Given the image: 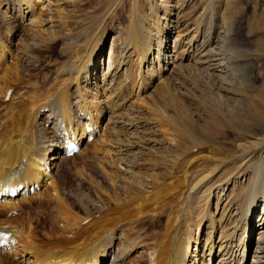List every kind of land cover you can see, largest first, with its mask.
<instances>
[{
    "label": "bare ground",
    "instance_id": "1",
    "mask_svg": "<svg viewBox=\"0 0 264 264\" xmlns=\"http://www.w3.org/2000/svg\"><path fill=\"white\" fill-rule=\"evenodd\" d=\"M39 2L0 0V264L8 257L16 264H149L150 258L152 264H264V207L262 215L252 219L259 202L264 204V187L257 192V180L235 213L230 196L224 193L230 182H239L235 175L225 180L224 187L218 185L215 193L212 182L219 173L212 171H173L165 173L164 181L151 174L102 173L107 195L96 200L94 187L77 195L63 185L58 173L70 159L69 142L80 145L91 138L95 153L109 155L112 152L104 148L116 143L113 159L122 169L120 164L133 145L146 147L138 142V132L116 142L115 130L120 134V126L146 125L140 108L134 103L128 106L131 96L136 89L141 101L156 93L160 96L171 78L187 67V60L193 62L197 75L208 73L225 91V82L238 73L233 68L241 70L247 62L253 63L236 58L239 51H253L237 37L234 15L239 2L228 0L220 23L212 5L200 7L198 2L189 18L182 5L173 47L169 38L174 31L168 21L151 33L136 15L123 34L113 35L108 49L105 40L112 29L108 27L84 39L82 46L65 41L60 33L45 37L41 27L47 23L49 7H43L45 0ZM151 13L157 20L165 18ZM183 22L186 27H181ZM56 51L62 58L57 64ZM103 56L101 80L98 66ZM38 72H43V81L35 76ZM167 72L173 73L170 79ZM107 114L110 122L100 141L102 118ZM247 144L250 160L264 149V136ZM176 160L182 161L181 156ZM213 195L217 196L215 211ZM70 197L82 202L84 216L72 214ZM26 203L36 205L28 210ZM39 206L46 207L43 215L50 224H45L43 215L34 220L33 210ZM42 222L44 240L36 226ZM257 229L259 236L252 240ZM253 241L258 244L254 251ZM137 250L140 254L132 257Z\"/></svg>",
    "mask_w": 264,
    "mask_h": 264
},
{
    "label": "rangeland",
    "instance_id": "2",
    "mask_svg": "<svg viewBox=\"0 0 264 264\" xmlns=\"http://www.w3.org/2000/svg\"><path fill=\"white\" fill-rule=\"evenodd\" d=\"M138 1L135 3V0H45V5H42L46 9L49 7L46 10L49 16H45L47 23L41 27L44 32L43 35L49 37L60 33L59 36H62L65 41H74V45L82 46L85 43L84 39L86 41L100 29L108 27L112 28L109 29L110 32L105 40L108 49L111 47L113 35L116 32L123 34L124 26L128 23H133L134 16L138 15V17L140 16V23L144 24L145 29L151 33L157 30L156 28L159 25L164 26L168 21L171 24L170 28L174 31L169 38V40H172L169 44L173 47L178 30V14L180 8L183 7L182 5H184V10H188L186 18L192 15V10L196 9L195 5L198 2L200 7L212 5L214 9L216 8L215 11L220 14L217 20L219 23L222 19V12L228 6V0H179L178 3H176L178 0H154V3L152 0ZM237 1L239 5L236 9V16L234 15L237 23V37L245 45H250L253 51L248 52L245 49L239 51L236 58L242 61H252L253 63L249 64L247 62L245 69L240 70L237 66L233 68L238 73H236L235 77H231V80H227L228 82L231 81L230 83L225 82V86L227 85L226 87L229 89L222 91L220 85L208 78V73L197 75L192 67L194 66L193 62L188 60L185 61L187 67L183 69L184 71L182 70L183 73L182 71L179 72L175 78L172 77L173 73H166L170 75L169 79L172 78L168 87L163 90L164 92L160 96L156 93L154 96L148 97L147 100L141 101V97L138 96L139 89H136L135 94L130 98L128 106L134 103V107L140 108L141 112L138 114L142 115L146 125L143 124V128H140L138 123H136L138 124L136 125L137 127L132 126V128H130L131 125L120 126V134L115 130V136L118 135L115 138L116 142L122 138L130 139L135 132H138V136H141L138 142L146 146L145 148L148 150L138 145H133L130 149L131 151L129 150L130 154L120 164V167L122 166V169H120L116 166L117 162L113 159L116 155V148L114 147L116 143L113 146L104 148L112 152L107 155V153H102L99 150L95 153L92 141L86 139L80 145L79 150L74 155L69 156L70 159L65 166L62 164L60 171H58V173H61L60 180L65 187L73 188L74 193L77 195H85L88 187H94L96 192L95 194L93 193V197L97 200L98 196L105 198L107 195L106 183L103 182L104 174L102 173H136L139 177L151 174L158 176L164 181L165 173H172L173 171L174 173H179V171L183 173L184 169L187 173H210L209 171H212L211 173H219L212 182L215 193L219 192V189L216 188L218 185L224 187L225 180L228 177L234 175L237 177L236 180L239 182L236 185L235 181L230 182L224 191L227 196H230L231 207L233 206L232 209L235 213L245 203L248 189L255 180H257L256 191L261 192L264 187V149L248 160L249 152L246 148L248 142L264 136V0ZM36 2L38 3L39 0H36ZM40 2L43 3L42 1ZM40 2L39 4H41ZM174 5L179 8H175ZM152 11L156 12L161 18H165L157 20L155 15L151 13ZM29 18L25 19V24L29 22ZM65 21H68V24ZM181 24V27L187 26V22ZM58 54V51L53 52L54 60L57 58L56 64L62 59ZM103 59H105L104 56L100 59V66H98V75H100L101 80L105 67L102 63ZM109 62L110 58L107 57L106 70ZM150 62L151 59L143 65V70L148 69L147 66ZM173 65L175 63L171 65L170 71L175 67ZM51 69L53 70L54 68ZM42 74L43 72H38L35 76L38 77V80L43 81ZM100 78L98 79L99 81ZM251 82L254 83L252 84ZM156 85L147 92V95L151 94ZM154 97L157 99L155 98L154 100ZM124 117H128V115H124ZM148 120L150 122H147ZM186 120H189V123ZM102 121L104 127H102L100 133L98 131V135H101L99 137L100 141L103 138L105 139L103 131L110 122L109 115H105ZM118 137L120 138L118 139ZM142 137H145V139ZM146 138L148 139L146 140ZM148 140L150 141L148 142ZM242 143L243 145L239 146ZM195 145L198 146L195 147ZM244 145L247 146L245 147ZM179 156H181L182 161L178 162L176 159ZM116 167L119 172H114ZM123 167L127 170H123ZM131 180H133V177ZM129 181L130 179L127 180V183ZM139 181L145 185L140 179ZM123 183L125 184L126 182ZM42 189L44 190V188ZM69 201L73 203L72 214L80 217L84 216L82 202L75 200L74 197H70ZM211 203L215 211L217 205L216 195L212 196ZM32 204H25L28 210H30L29 208L32 207ZM263 207L264 204L260 201L256 211L253 213V220L256 221L258 215H262ZM45 208L39 206L35 210L32 209L34 220L43 215V212L46 211ZM43 216L47 219L45 224H50L46 214ZM43 225L44 222L36 224L44 240L46 233L44 232L43 234L41 228ZM258 231L257 229L253 232L252 240H254V237L258 238ZM206 232L207 226L205 225L200 232L202 240ZM257 245V242L255 241L254 243L253 241L251 249L254 251ZM140 252L141 250H137V252L132 254V257H135L138 253L140 254ZM5 253L7 252L3 251L1 254L8 257ZM252 254L253 252L251 251L249 263L253 260ZM8 258H6L7 262L5 260L4 264H16L15 260L11 259V257ZM111 262L110 264H112ZM104 264H107V262L105 261ZM149 264H152L151 258ZM189 264H191V261Z\"/></svg>",
    "mask_w": 264,
    "mask_h": 264
}]
</instances>
